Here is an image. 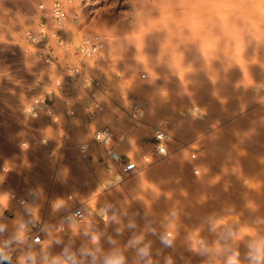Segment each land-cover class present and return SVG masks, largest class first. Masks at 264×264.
Instances as JSON below:
<instances>
[{"label": "rangeland", "instance_id": "rangeland-1", "mask_svg": "<svg viewBox=\"0 0 264 264\" xmlns=\"http://www.w3.org/2000/svg\"><path fill=\"white\" fill-rule=\"evenodd\" d=\"M2 1L0 47H11L0 50V264H169L181 227L233 255L264 235V0H237L206 26L193 71L167 30L138 27L152 0H60V24L50 16L57 0ZM22 19L30 25L16 34ZM94 37L98 49L84 57ZM35 100L45 109L29 118ZM160 123L168 155L123 175L120 162L142 165ZM104 127L107 146L94 140ZM75 203L86 219L65 220ZM126 209L139 227L95 232L124 223ZM36 231L44 242L32 243Z\"/></svg>", "mask_w": 264, "mask_h": 264}, {"label": "bare ground", "instance_id": "bare-ground-1", "mask_svg": "<svg viewBox=\"0 0 264 264\" xmlns=\"http://www.w3.org/2000/svg\"><path fill=\"white\" fill-rule=\"evenodd\" d=\"M236 1L237 0H152V5H153V13H151L152 16L148 17V18L140 17L141 19L138 20L137 25H138V27H142L143 30L146 29L147 32L153 31V30H159V29L167 30L168 33L170 34V36H172V39L170 40L171 42H168V41H166V42H168L169 45L172 46V47H174V46L185 47L186 52H187V58H188L186 63H190L191 64V68L189 70L193 71L195 69V67H194L195 65L194 64H196L199 61V59L201 58V56H202V50H201L200 47L204 45L203 43L205 42V40L207 38V36H206L207 33L205 32V27L209 26V25H213V26L214 25H216V26L221 25L223 10L225 8H230V7L234 6L237 3ZM246 1L248 2V0H246ZM253 1L254 0H252V2ZM241 2H244V1L242 0ZM2 3H4V2L2 1ZM140 4H142V2ZM145 4H147V6H148V2H146ZM244 4H245V2H244ZM6 5L8 6V4H6ZM24 7H26V9L29 8L28 5H26ZM148 7H147V9L152 8L150 6V4H149ZM258 7H260V6L258 5ZM258 7L256 6V8L260 11V9ZM8 8H9V6H8ZM249 8L251 9V5H249ZM20 9H22V7ZM137 10H139V9H137ZM140 10L143 11L144 8L140 9ZM253 10H255V9H253ZM27 11H29V9ZM151 11H152V9H151ZM143 14H144V12L143 13L141 12V15H143ZM245 14H246L245 16H249L250 15L249 13H248L249 14L248 15L246 12H245ZM245 19H248V17H246ZM29 25H30V21H28L26 19L19 20L18 23L16 24V27H15L16 34H18V32L20 33L22 30H24V28L28 27ZM164 36H163V38H164ZM158 37H160V36H158ZM135 38H136V41H137L141 37L138 36V38L137 37H135ZM150 39H151V37H150ZM167 39L169 40V37ZM162 40H164V39L157 40V41H159V43L161 44ZM132 41H135V40H132ZM162 42L164 43V41H162ZM138 43H140V42H138ZM1 45H2V43H1ZM153 45H154V43H153ZM156 45L153 46L155 49L157 48ZM8 46L5 47V46L2 45L0 47V50H1L2 47L3 48L5 47V48L8 49ZM10 47L11 46H9V48ZM137 47L140 50V47L139 46H137ZM3 48H2V50H4ZM13 49H15V48H13ZM174 49H176V48H174ZM139 50H136L135 52H137ZM157 50H160V49H157ZM168 51H170V50L168 49ZM152 53H154V52H152ZM170 54H173L172 51H170ZM158 56H159V54H158ZM159 57H161V56H159ZM186 63L176 65L175 69L177 71H179L182 68H185V64ZM176 70H174V71H176ZM190 71H188V72H190ZM176 85H177V88H178L179 85L177 83H176ZM186 94L187 93L185 92V95ZM186 96H188V95H186ZM114 180H116V178ZM5 195H7V194H5ZM2 203L3 202H2L1 196H0V204H2ZM28 204H29V202H28ZM136 204H137V202H136ZM30 205H33V202H30ZM29 207H31V206H27L26 205L25 207H21V209H27ZM141 209H142V207L140 208V211H141ZM116 210L119 211L118 208H116ZM141 212H143V210ZM63 218H64V215H63ZM71 221L75 222V220H71ZM259 221L264 224V217H261L259 219ZM123 222L124 223L117 222L116 220H112L111 223L109 221L110 224H107L108 223L107 222L106 223L107 225L105 224L106 225L105 227L103 226V223L101 222L102 227H98V228H96V229L94 228V229H95L96 233L97 232L98 233H103V234L105 233V234H107V235L112 237L114 235H118L122 231L124 233L125 232L124 229H128L130 231L132 229L134 230L136 227H139L142 224L143 220L139 216H132V213L130 212V210L126 209L125 218H124ZM95 224H97V223H95ZM97 226H99V225H97ZM78 228H79V226H78ZM78 228L75 225H73V226L71 225L67 229V232L68 231H70V232L72 231L74 233H77L78 232ZM63 229L65 230V228H63ZM183 232H184V230L181 227V229L179 230V233L176 234L175 237H174V241L171 244V252L169 253L170 256H168L169 257V260H168L169 264H228L229 259L233 258V257H235V260L237 261V264H264V255L261 256V259L259 261L254 259V257L257 255V248H261L262 250H264V235L254 238V240L252 242H250L248 250L241 251L238 254H236V255L234 254L233 255V254L228 253L227 251H218V250L212 248V246H211L212 244L211 243H208V245L206 247H202L201 244L199 245L198 243L195 242L194 239H191L187 235H186L187 237H184V235L182 234ZM54 233L55 232H51V231L48 233L50 238H52V241H54L55 237H56V233L55 234ZM132 233L133 232H131V234ZM42 236H43V234H42ZM123 236H125V235H123ZM156 242H158V241L156 240ZM114 247H115V244H114ZM163 248L165 249V246ZM235 248H236V246H235ZM160 250H159V253H160ZM234 251L236 252L235 249H234ZM153 257H154V255H153ZM157 258L159 259V257H157ZM161 261H162V259H161ZM165 262H167V260ZM165 262H163V263L166 264Z\"/></svg>", "mask_w": 264, "mask_h": 264}, {"label": "built area", "instance_id": "built-area-1", "mask_svg": "<svg viewBox=\"0 0 264 264\" xmlns=\"http://www.w3.org/2000/svg\"><path fill=\"white\" fill-rule=\"evenodd\" d=\"M50 16L53 18L56 23L60 24L64 18L65 13L62 9V5L60 0L54 2V4L50 8ZM87 47L83 50L84 57L93 56L98 49V37H94V39L86 45ZM45 109V105L43 102L39 100H35L32 102L29 107L26 109L25 116L29 118H35ZM138 110L137 105L132 106V112H136ZM134 115V114H132ZM167 126L164 123H160L153 127V136L151 137V151L147 157L144 158V162L142 165H138L133 162L122 163L120 162L119 168L120 172L129 176L136 172H138L141 168L150 165L153 162L162 160L168 155V143L170 140V135L167 131ZM114 138L112 131L107 128H101L94 133V140L98 144L102 146H107ZM144 166V167H143ZM70 199V197H69ZM86 217L85 210L82 204L75 203L71 208H69L64 213L65 220H75L82 221ZM43 242V236L40 232L36 231L32 234V243L40 244Z\"/></svg>", "mask_w": 264, "mask_h": 264}, {"label": "clouds", "instance_id": "clouds-1", "mask_svg": "<svg viewBox=\"0 0 264 264\" xmlns=\"http://www.w3.org/2000/svg\"><path fill=\"white\" fill-rule=\"evenodd\" d=\"M262 255H264V250H262L261 248H257V255L254 257V259L259 261ZM21 264H23V261H21ZM228 264H237L235 257L230 258Z\"/></svg>", "mask_w": 264, "mask_h": 264}]
</instances>
